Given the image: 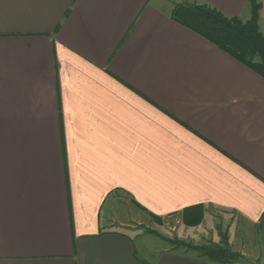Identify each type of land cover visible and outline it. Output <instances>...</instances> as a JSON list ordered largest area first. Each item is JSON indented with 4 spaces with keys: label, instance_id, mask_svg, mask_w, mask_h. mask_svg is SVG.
<instances>
[{
    "label": "crops",
    "instance_id": "0c3cea01",
    "mask_svg": "<svg viewBox=\"0 0 264 264\" xmlns=\"http://www.w3.org/2000/svg\"><path fill=\"white\" fill-rule=\"evenodd\" d=\"M202 4L251 16L0 0V264H218L137 230L170 216L264 259V79L173 17Z\"/></svg>",
    "mask_w": 264,
    "mask_h": 264
},
{
    "label": "trees",
    "instance_id": "16d2710c",
    "mask_svg": "<svg viewBox=\"0 0 264 264\" xmlns=\"http://www.w3.org/2000/svg\"><path fill=\"white\" fill-rule=\"evenodd\" d=\"M248 2L251 16L246 21L228 17L206 4L178 5L173 17L264 79V36L258 27L260 4L258 0ZM190 249H196L218 264H230L240 258V254L215 244Z\"/></svg>",
    "mask_w": 264,
    "mask_h": 264
},
{
    "label": "rangeland",
    "instance_id": "374dc122",
    "mask_svg": "<svg viewBox=\"0 0 264 264\" xmlns=\"http://www.w3.org/2000/svg\"><path fill=\"white\" fill-rule=\"evenodd\" d=\"M176 221H177V219L175 216L162 217V218L160 217L158 219H155V218L146 219L144 223H142L140 226H137V230L140 232L142 231L143 233H145L147 235H150L149 238H151V241L153 239L156 240L157 242H159V241H161V242L170 241L177 247L188 246V248H189V249L187 248L188 250L197 251L196 249H190V247L191 248H198V247H203V246H208V245L209 246L214 245V243H212V242L209 244H207V242L203 243V240L198 241V242H194V241L190 240L187 235H181L180 236L179 231L177 229L178 225H177ZM223 237H224V234L221 233L219 243L218 244L215 243V245L216 246L219 245V246L227 249L228 251L232 252V249L230 248L226 239H224ZM147 239H148V237H147ZM223 243H225V245ZM137 247H139L138 250L141 251L140 250L141 247L139 246V242L137 243ZM200 255H202V254L200 253ZM202 256H204V255H202ZM235 262H239V263L243 262L244 264L245 263L246 264H264V259L260 255V256H254L252 259H247V260L237 259V260H235Z\"/></svg>",
    "mask_w": 264,
    "mask_h": 264
}]
</instances>
